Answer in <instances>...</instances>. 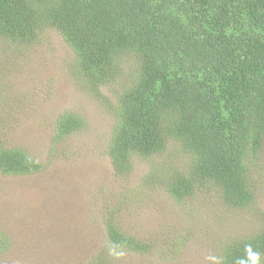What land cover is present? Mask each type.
Returning <instances> with one entry per match:
<instances>
[{
	"label": "trees",
	"instance_id": "1",
	"mask_svg": "<svg viewBox=\"0 0 264 264\" xmlns=\"http://www.w3.org/2000/svg\"><path fill=\"white\" fill-rule=\"evenodd\" d=\"M46 29L69 46L74 75L89 92L101 96L121 65L129 67L128 85L110 105L107 153L116 173L129 171L133 157L147 160L175 143L187 167L162 164L148 175L151 184L176 202L206 186L227 208L255 210L264 148V0H0V39L27 46ZM84 124L62 113L53 141ZM40 169L22 148L0 144L2 175ZM261 217L250 235L220 246L217 264H263ZM104 229L110 251L152 248L122 230L114 212ZM7 244L0 239V251ZM95 257L88 264H109Z\"/></svg>",
	"mask_w": 264,
	"mask_h": 264
},
{
	"label": "rangeland",
	"instance_id": "2",
	"mask_svg": "<svg viewBox=\"0 0 264 264\" xmlns=\"http://www.w3.org/2000/svg\"><path fill=\"white\" fill-rule=\"evenodd\" d=\"M73 63L54 29L27 46L0 39V144L22 148L41 165L32 174L0 173V239L8 241L0 264H88L99 255L109 264H217L222 244L261 226L264 148L255 210L227 208L206 186L176 202L148 175L162 164L185 170L187 156L177 144L147 160L133 157L123 174L109 159L110 105L128 85V65L98 96L74 75ZM65 112L80 116L84 127L53 141L56 119ZM110 212L151 250H108L104 217Z\"/></svg>",
	"mask_w": 264,
	"mask_h": 264
}]
</instances>
